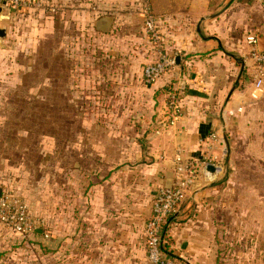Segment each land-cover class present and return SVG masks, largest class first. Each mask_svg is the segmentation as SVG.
Wrapping results in <instances>:
<instances>
[{"label": "crops", "instance_id": "0c3cea01", "mask_svg": "<svg viewBox=\"0 0 264 264\" xmlns=\"http://www.w3.org/2000/svg\"><path fill=\"white\" fill-rule=\"evenodd\" d=\"M30 1L27 8L2 7L0 28H6L0 42L2 109L9 101L7 91L52 85L48 64H41L39 72L31 54L34 70L23 67L28 60L20 56L17 44L31 45L34 51L45 46L64 60L66 42L78 39L82 27L88 28L92 40L120 43L145 36L142 42L146 41L145 0ZM151 3L164 51L180 56V61L159 80L138 85L142 99L152 105L149 141L141 139L131 149L122 145L114 157L109 140L113 136L107 129L101 131L103 140L96 129L74 130L72 162H60L61 168L71 165L74 175L62 178L55 241L42 242V231L24 239L0 226V247L13 245L17 250L40 238L44 246L40 264H147L143 226L156 189L183 173V163L174 161L178 153L194 164L207 152L217 156L219 169L196 166L194 183L168 226L164 240L168 249L191 264H239L240 257H225L226 249L235 254L241 247L250 249L260 234L264 242V229L259 228L264 226V84L254 89L251 58L253 48L264 49V6L258 0ZM248 35L255 36L253 45L247 42ZM136 47L135 54L146 56V61L155 59L154 47L148 45L146 52L141 51L144 45ZM35 73L43 76L30 81ZM70 87L62 86L64 104L74 102ZM173 89L181 99L182 116L175 125L159 128L158 122L167 117V93ZM39 102L51 104L43 95ZM10 116L0 110V120ZM210 133L215 142L208 148ZM245 153L248 160L242 165L235 155ZM245 217L251 220L248 227L242 226ZM256 261L248 258L242 263Z\"/></svg>", "mask_w": 264, "mask_h": 264}, {"label": "rangeland", "instance_id": "374dc122", "mask_svg": "<svg viewBox=\"0 0 264 264\" xmlns=\"http://www.w3.org/2000/svg\"><path fill=\"white\" fill-rule=\"evenodd\" d=\"M161 1L164 3V0ZM172 1L176 3L178 0ZM15 27L29 26L16 24ZM80 30L78 39L66 42L67 56L64 60L57 58L55 52L47 51L45 46L34 51L31 45L17 44L15 48L21 51L19 54L23 60L30 61L23 67H31L33 71L36 61L40 72V69L43 70L41 64H48V83L52 85L48 89L17 88L7 91V105L4 109L3 104L0 105L4 114L13 115L9 120H0V188L23 200L32 216L44 221L48 236L43 237L42 242L47 239L55 241L62 178L74 175L71 165L60 166L62 160L67 164L72 162L74 130L96 129L98 138L103 140L101 131L107 129L113 136L109 140L113 144L114 157L117 152L120 153L122 145H129L131 149L141 139L144 143L148 142L146 136L151 132L149 119L152 105L142 99L144 93L138 89V85L144 82L143 67L150 62L146 61V56L135 52L136 46L140 48L144 45L142 52H146L148 45L155 48L153 42L147 34L145 42H142L145 36L139 41L125 40L120 43L99 38L92 40L87 27ZM42 76L35 73L30 81H38ZM63 85L71 86L69 96L74 100L73 104L63 103L60 94ZM41 95L49 97L51 104L39 102ZM116 146L118 149H115ZM235 160L243 165L248 160V154H236ZM236 173L239 174L240 169ZM261 220L264 221L263 216ZM250 223L248 217L243 218V227H248ZM0 226L11 234L9 228ZM259 228L264 229V226ZM260 235L262 237L257 238L256 246L252 244L250 249L248 246L241 247L236 254L226 249L225 257L230 260L236 256L245 262L248 258H256V264H264V242L263 235ZM38 239H30L32 245L17 250L13 245L0 247V264H40L44 246ZM51 246L54 248L55 244ZM50 250L55 252V249ZM15 254L17 263L14 262ZM19 257H23L22 261ZM242 261L239 264H248Z\"/></svg>", "mask_w": 264, "mask_h": 264}, {"label": "built area", "instance_id": "2783aa9c", "mask_svg": "<svg viewBox=\"0 0 264 264\" xmlns=\"http://www.w3.org/2000/svg\"><path fill=\"white\" fill-rule=\"evenodd\" d=\"M264 6V0H258ZM30 0H0L1 7L15 9L29 7ZM143 26L149 39L155 45L157 58L147 63L142 70V78L145 84H151L159 80L172 66L175 58L164 51V42L158 32L157 18L152 12L149 4L143 5ZM246 40L249 44H254L256 39L254 35H248ZM251 58L254 63L253 86L254 89H260L264 84V49L251 50ZM166 119L158 122L159 128H167L169 125H175L182 116L181 99L178 91L173 89L167 93L165 104ZM211 144L215 142V134L208 136ZM208 153V152H207ZM203 159L192 161L184 160L178 153L174 161L176 164L183 163V173H178L176 179L168 186H160L156 189L151 200L150 215L143 226L144 245L146 249V260L148 264H191L187 258H179L174 254L164 251V240L167 235L168 226L177 207L183 202L186 191L194 183L196 178V166H206L207 164H217V156L209 152ZM182 172V171H181ZM0 224L6 226L10 231L21 238L27 239L36 233L37 229L42 230V235L48 234L44 229V221L32 216L29 208L20 198L6 193L0 194Z\"/></svg>", "mask_w": 264, "mask_h": 264}, {"label": "water", "instance_id": "95a60500", "mask_svg": "<svg viewBox=\"0 0 264 264\" xmlns=\"http://www.w3.org/2000/svg\"><path fill=\"white\" fill-rule=\"evenodd\" d=\"M2 7H1V5H0V16L2 15ZM7 17V16H6ZM208 17H210V16H208ZM207 17V18H208ZM5 35H6V28L5 27H1L0 28V42H1V40H2V38H4L5 37ZM2 47H4V46H2ZM179 61H180V56H176V58H175V64L176 65H178L179 64ZM208 170H218L219 168L217 167V166H215L214 164H207L206 166H205ZM170 184V183H169ZM169 184H166L165 186H168ZM1 192H2V189L0 188V194H1ZM40 232L41 233V229H37L36 230V232Z\"/></svg>", "mask_w": 264, "mask_h": 264}, {"label": "trees", "instance_id": "16d2710c", "mask_svg": "<svg viewBox=\"0 0 264 264\" xmlns=\"http://www.w3.org/2000/svg\"><path fill=\"white\" fill-rule=\"evenodd\" d=\"M182 0H178L177 2L180 3ZM146 2L149 4L150 8L152 9V3H151V0H146ZM172 219V218H170ZM164 251L167 252V253H170V254H173L167 247V244L165 243L164 244ZM176 256V255H175Z\"/></svg>", "mask_w": 264, "mask_h": 264}]
</instances>
